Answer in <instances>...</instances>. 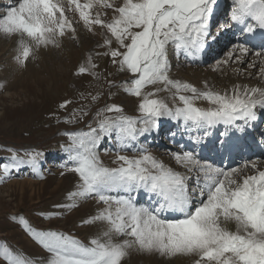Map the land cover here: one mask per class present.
I'll use <instances>...</instances> for the list:
<instances>
[{
  "label": "snow or ice",
  "instance_id": "6c2138e0",
  "mask_svg": "<svg viewBox=\"0 0 264 264\" xmlns=\"http://www.w3.org/2000/svg\"><path fill=\"white\" fill-rule=\"evenodd\" d=\"M70 3H76L85 24L102 25L114 38L117 48L110 50V56L114 64L131 76L130 81H125L130 85L125 91L140 98L139 116H126L119 106L109 105L96 113V127L65 133L69 144L65 149L67 161L61 167L78 177L77 191L71 197H95L105 206L85 223H106L108 229L103 235L107 239L94 237L84 243L61 231H37L21 218L26 234L50 254L47 264H122L133 246L163 254L194 253L200 257L197 264H264V170H259L255 163H246L244 167H251L254 174L238 180L234 177L241 173L239 168L225 170L202 163L192 150L173 153L177 164L199 173L197 187L190 194L188 177L166 167L140 145L142 138L158 129L161 118H169L189 131L203 130L204 138L210 129L223 126L220 137L226 143L232 134L243 135L260 118L257 109L264 115V89L235 85L230 93L198 92L189 83L172 80L167 74L170 46L195 56L203 52L209 39H216L210 22L217 0H124L122 6L114 8L116 15L108 23L99 16L91 19L87 12L89 4L81 7L76 0ZM234 26L245 34L264 30V0H233L227 22L221 27ZM65 27L73 30L63 8L53 0H16L0 15V31L26 34L37 48L59 46L56 37L64 35ZM111 43V39L105 40V45ZM236 52L240 54L236 59L241 60L249 50L241 44L228 56ZM29 53V45H22L16 57L19 65L25 64ZM94 67L89 59L87 66L78 68V74L94 75ZM157 83L165 85V91L174 89L173 99L180 106L170 107L164 100L152 98L161 89L143 92ZM184 92L192 95H183ZM198 98L206 100L210 107L195 106L194 100ZM112 112L118 115L104 114ZM104 139H114L116 151L132 150L136 155H117V167L105 166L97 155L98 145ZM261 140L264 141V135ZM192 143L198 140L194 138ZM41 156L40 152L13 154L2 165L4 176L25 166L38 173ZM197 189L199 199L193 206L192 197L197 195ZM141 193L151 205L137 204ZM168 213L180 215L168 218ZM221 218L235 221L237 231L223 228ZM114 235L126 238L116 241L112 239ZM0 258L6 264H31L30 259L4 244H0Z\"/></svg>",
  "mask_w": 264,
  "mask_h": 264
},
{
  "label": "rangeland",
  "instance_id": "374dc122",
  "mask_svg": "<svg viewBox=\"0 0 264 264\" xmlns=\"http://www.w3.org/2000/svg\"><path fill=\"white\" fill-rule=\"evenodd\" d=\"M99 1L100 3L88 0L90 7L87 12L91 19L99 16L104 23L111 22L116 15L114 8L122 6L124 2V0ZM53 2L56 3L54 0ZM15 3L16 0H0V15L7 6ZM106 4L112 7H106ZM57 5L63 8L65 17L71 22L73 29L65 27L64 35L57 34L59 46L37 48L26 34L22 36L21 33L5 34L0 31V244L24 255L30 259L31 264H47L50 254L26 234L20 224L21 218L37 231H61L84 243H88L94 237L107 239L103 235L108 229L106 223L100 221L85 223L105 206L95 197H71V193L77 191L78 177L67 168L61 167L67 161L65 149L69 141L65 133L87 131L89 126L96 127L98 119L96 113L109 105L119 106L126 116H139L140 98L125 91L130 86L125 81H130L131 76L127 71L121 70L118 64H114L110 56V50L117 48L114 38L102 25L85 24L80 19L76 6L66 7V0ZM222 12H225V8ZM56 15L59 17V13ZM222 19H226L223 13L215 22H221ZM221 29L220 26L216 28L218 32ZM106 39L112 40L110 46L105 45ZM226 39L227 43L219 48L217 57L212 58L215 55L213 52L209 57L211 59H205L198 67L188 63L186 58H180L178 52L170 46L167 52L169 78L172 79L175 74L188 75L192 83H197L199 87V82L193 79L194 71L205 70L213 76L212 65L226 59L225 53L229 50L230 44L234 43L233 38ZM24 44L29 45L30 53L25 64L21 66L16 57L20 55ZM249 50L253 51L251 48ZM89 59L95 65L92 69L94 75L78 74V68L82 65L87 66ZM227 62L234 70L237 66L243 68L242 71H235L237 77L249 78L260 83L257 77L259 64L250 68L247 66L248 60L239 63L228 59ZM164 88L165 85L157 83L147 86L143 92L161 89L152 98L162 99L170 107L179 106L180 102L173 99L175 90L165 91ZM182 94L192 95L190 92ZM66 101L67 105L61 107ZM194 105L205 108L209 104L203 98H198L194 100ZM104 114L118 115L114 112ZM160 120L162 121L159 123L163 124L164 119ZM176 130L179 136L180 133L190 134L188 129L178 125V129L165 131L166 135L161 140L154 139L153 142L142 145H146L149 152L157 151L159 153L156 152L157 159L161 161L162 158L163 164L166 163L180 173L186 174L187 169L177 164L173 158L174 149H169L163 144L168 143L169 135ZM147 140L148 137H145L143 141ZM155 142L160 145H155ZM23 144H28L29 148ZM116 148L114 139L111 141L104 139L98 145L97 155L105 166L117 167L118 164L114 163L117 155L129 157L136 155L132 150L118 152ZM27 152L42 153L39 158V172L34 173L25 166L5 177L2 165L9 162L13 154L24 155ZM232 164L234 163L230 165ZM242 176L244 175L239 174L237 179H241ZM58 205L60 207H57ZM138 205L148 204L142 201ZM114 207L115 205L113 209ZM221 219V226L233 231L235 221ZM125 238L115 235L112 237L116 241ZM199 259L200 257L194 253L163 254L157 251H141L137 246H133L128 249L122 264H197ZM0 264H6V261L0 258Z\"/></svg>",
  "mask_w": 264,
  "mask_h": 264
},
{
  "label": "bare ground",
  "instance_id": "6f19581e",
  "mask_svg": "<svg viewBox=\"0 0 264 264\" xmlns=\"http://www.w3.org/2000/svg\"><path fill=\"white\" fill-rule=\"evenodd\" d=\"M218 4H219V7H220L218 9L219 14H215V21L219 20L221 13H223L222 9H221L222 4L219 3V0H217V5ZM232 6H233V0H232ZM230 12H231V10H230ZM230 12H229V15H230ZM226 19H228V17H226ZM210 24L212 26V23H210ZM224 30H225V33H224L225 36L228 35V34L230 35V33L234 32V31H238V35L235 37L236 43L231 45L229 50L225 53L226 54V59L219 60V61L215 62L212 65V69L214 71L213 76L210 73H208L207 71H205V70L201 71V69L199 70L198 68H195V69H198V70L194 71L195 74H193V79H195V80H197L199 82V84H200L199 87H197L198 86L197 83H194V82H193L194 84L192 83V81H191V79H190V77L188 75H177V74H175L172 77V80H179L182 83H189L193 87L199 89L200 90L199 92H202V91H215V92H219L221 94L230 93L231 89L235 85L248 86V87H257V88L264 89V84H263L264 83V48H263V46H260V45H255L254 46V45H252L250 43L249 34L242 33L240 31L239 26H234V27H231L229 29H224ZM215 41L213 43H215ZM218 42H220V39H219ZM211 44L209 46H211ZM241 44L244 45L246 48H248V50H249V48H251V49L257 48L258 50L254 51L253 53H250V50H249L248 54L243 56L241 58V60H237L236 59V56L240 55L239 52H236L235 55H233L232 57H229L228 53L234 47H236L238 45H241ZM216 45H219V44L216 43ZM261 47L263 48V50H259V49H261ZM208 49H209V47L205 48L202 53H198L195 56L186 55L183 51H181L180 55H183V57H185L188 62H192V63H194L196 65H199L204 60V58H202V54H204L205 51L208 50ZM257 53H260V55H256ZM228 59H229V61L232 59L233 61H236V62L238 61L239 63L240 62L241 63H245L248 60L247 66H249L250 68L252 67V65H253V67H255L256 65L259 64V73H258L257 77H258V79H259L261 84L258 83V82H255V81L253 82V80H251L249 78L243 79V78L237 77L236 74H235V71H237V70L242 71L243 68L241 66H237V68H235V70H234L232 67L228 66L229 65L228 62H227ZM194 67H195V65H194ZM208 107H210V105H207V107H205V109L208 108ZM257 112H258V115H260V120L261 119L264 120V115L260 114V110L259 109H257ZM163 119H165V118H163ZM214 131L215 130H212V129L209 130V135H208V138L206 140L203 139L202 137H197L198 143H196V147L195 148L197 149L198 147L205 145L206 142L209 139H211V137L214 135V133H215ZM147 137H148V139H150L149 136H147ZM193 139L194 138H183V139L179 140L178 142H180L181 145L187 144L190 148H192V145H193L192 140ZM173 141H174V138L172 139V142ZM147 142H148V140H147ZM167 145H170V144H167ZM181 145H177V146H181ZM170 146H172V145H170ZM216 147H218V145ZM179 148L181 149V147H179ZM151 154L156 157V153L155 152L154 153L151 152ZM195 155L198 158L196 152H195ZM237 159H238V156H236L235 154H226L225 158H224V162L219 167L224 168L225 170H229L230 167H232L233 165H236V163H239L240 166L235 167V168L241 169L242 170L241 173L243 175H252V174H254V172L251 169V167H249V168H245L244 167V165L246 163L247 164L255 163L259 170H264V160L262 159L261 155L253 154L249 159H247V160L242 159L239 162H238ZM161 161H162V158H161ZM232 162L234 164L230 165ZM202 163H205V164L210 163L212 165L214 164L213 166L216 167V165L218 163V160L214 159L212 161L202 162ZM164 165L166 167H169L166 164H164ZM172 169L174 171H177L175 168H172ZM194 174L199 176V173L197 171H192V176ZM192 176L189 177L188 180L189 179L193 180L194 177H192ZM234 178L237 179V177H234ZM194 180H195V184H197V178H195ZM168 214H167L168 218H173L175 216H179V215H176L175 213H173L171 216H169ZM177 214H179V213H177ZM235 231H237L236 223L234 224V229L231 232H235Z\"/></svg>",
  "mask_w": 264,
  "mask_h": 264
}]
</instances>
